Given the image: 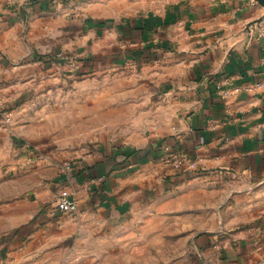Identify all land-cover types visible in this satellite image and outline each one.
<instances>
[{
	"label": "crops",
	"instance_id": "crops-1",
	"mask_svg": "<svg viewBox=\"0 0 264 264\" xmlns=\"http://www.w3.org/2000/svg\"><path fill=\"white\" fill-rule=\"evenodd\" d=\"M2 1L0 53L44 59L0 62V110L11 113L9 121L0 115V264H77L83 229L118 231L152 215L170 217L175 240L188 247L176 264H259L264 6ZM67 79L96 88L78 98L92 101V123L100 111L107 119L69 129L74 139L56 136L44 107L45 91ZM39 101L43 122L34 117ZM164 146L187 158L184 172L164 162ZM64 188L78 200L77 215L57 209Z\"/></svg>",
	"mask_w": 264,
	"mask_h": 264
},
{
	"label": "rangeland",
	"instance_id": "rangeland-1",
	"mask_svg": "<svg viewBox=\"0 0 264 264\" xmlns=\"http://www.w3.org/2000/svg\"><path fill=\"white\" fill-rule=\"evenodd\" d=\"M6 1L7 0H3L2 2ZM39 58L40 60L44 59V57H39L32 53L25 59L13 61L7 54L0 53L1 63H16L22 65ZM73 68L72 63V66L65 72L66 78L70 79L72 77V74H74L73 72L76 70ZM81 83V87L77 86L75 88L76 84L80 85ZM95 92L99 93V91H96V88L90 86L83 80H78L77 83L68 80L67 87L65 88L50 87L45 91V94H50L51 96L48 105L44 106L45 108L47 106L46 109L50 114L47 120H49L52 126L51 128L59 132L56 133V136L74 139L75 134L69 133V129H73L75 126H81L84 131H88L91 124L97 125L98 121V124L102 125V123H104V125H106L105 122L107 119L105 113L102 111L99 112L101 117L95 120V123H92L91 116L92 114L95 116V113H92V107L90 106L92 101L89 100V97H83L81 100L78 98L79 94L89 95ZM58 93L65 95L62 102L55 101ZM75 94H77V97ZM96 103L99 105V110L104 109L105 105L103 104L105 102ZM35 105L39 107L40 112L39 116L35 114L34 117H37L38 121L43 122L42 110L44 107L41 106L42 101L35 102ZM0 112V115H3L7 121L10 120L11 113L8 109H4L3 106ZM64 126L67 127V132L61 133ZM79 136L83 138V144H88L86 140L91 138L90 133L83 132V134ZM90 143L92 144L94 141ZM185 167L186 166L179 170L173 166L174 169L181 172L185 171ZM70 192L74 194L73 191L70 190ZM78 212L66 215H77ZM151 218L149 222H144L142 220L135 221L131 228L128 227L118 231H90L89 229H83L82 235H79V233L77 234V241H79V244L74 246L75 260L78 261L77 264H176L178 260H181L188 253V247L179 244L175 240L177 236L175 234H179V231L176 232L171 230L173 222H171L170 217L164 216L163 219H156L155 216L152 215ZM160 227H162V229ZM74 263L76 264V262H73V264Z\"/></svg>",
	"mask_w": 264,
	"mask_h": 264
},
{
	"label": "built area",
	"instance_id": "built-area-1",
	"mask_svg": "<svg viewBox=\"0 0 264 264\" xmlns=\"http://www.w3.org/2000/svg\"><path fill=\"white\" fill-rule=\"evenodd\" d=\"M165 154L163 160L165 163L172 164L176 169H183L188 163L185 156L171 153V149L168 146H164ZM57 209L64 214H75L78 212V200L69 189H63L57 198ZM259 264H264V257L260 260Z\"/></svg>",
	"mask_w": 264,
	"mask_h": 264
},
{
	"label": "water",
	"instance_id": "water-1",
	"mask_svg": "<svg viewBox=\"0 0 264 264\" xmlns=\"http://www.w3.org/2000/svg\"><path fill=\"white\" fill-rule=\"evenodd\" d=\"M259 4H261L262 6H264V0H256Z\"/></svg>",
	"mask_w": 264,
	"mask_h": 264
}]
</instances>
